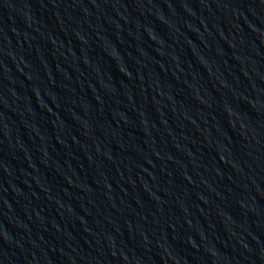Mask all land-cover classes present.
I'll list each match as a JSON object with an SVG mask.
<instances>
[{"label":"water","instance_id":"1","mask_svg":"<svg viewBox=\"0 0 264 264\" xmlns=\"http://www.w3.org/2000/svg\"><path fill=\"white\" fill-rule=\"evenodd\" d=\"M0 264H264V0H0Z\"/></svg>","mask_w":264,"mask_h":264}]
</instances>
